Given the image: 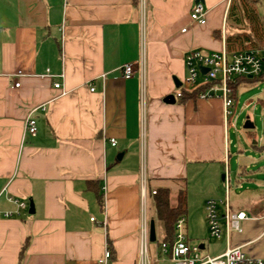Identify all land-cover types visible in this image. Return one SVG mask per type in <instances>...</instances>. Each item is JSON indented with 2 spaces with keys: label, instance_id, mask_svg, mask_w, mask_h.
Segmentation results:
<instances>
[{
  "label": "crops",
  "instance_id": "0c3cea01",
  "mask_svg": "<svg viewBox=\"0 0 264 264\" xmlns=\"http://www.w3.org/2000/svg\"><path fill=\"white\" fill-rule=\"evenodd\" d=\"M231 1L203 0L206 23L199 26L190 21L195 0H0V264H94L106 243L110 264H136L141 227L149 230L151 221L156 241L148 233V255L152 264H170L154 261L162 230L152 193L159 190L168 191L171 208L183 193V233L202 256L242 247L264 259V193L252 190L248 202H238L232 189L243 181L264 189L251 171L258 159L238 146L232 152L227 136L237 89L262 83L238 80L228 120L218 99L175 97L184 56L225 50V38L238 34L227 25ZM257 11L264 17V0ZM126 64L135 70L129 80L120 72ZM47 71L54 77H42ZM258 97L242 109L264 104ZM31 112L34 137L24 133ZM249 146L264 153V144ZM257 174L264 177V168ZM226 197L231 214L249 219L240 233L227 234L221 206L216 240L205 204ZM8 198L26 205L19 217L2 216L15 210Z\"/></svg>",
  "mask_w": 264,
  "mask_h": 264
},
{
  "label": "built area",
  "instance_id": "2783aa9c",
  "mask_svg": "<svg viewBox=\"0 0 264 264\" xmlns=\"http://www.w3.org/2000/svg\"><path fill=\"white\" fill-rule=\"evenodd\" d=\"M207 10L201 3H195L190 13V21L193 24L203 26L206 23ZM185 32V30H182ZM185 67V78L175 93L177 99L182 98L184 93H197L201 100L218 99L222 102L223 114L226 120L234 116L233 107L235 104L234 85L238 80H255L264 84V48L251 49L247 51L228 54L225 50L220 52H188L183 59ZM121 76L124 80H129L134 76L135 70L131 64H126L120 68ZM42 77L50 76L47 71ZM61 81L64 74L57 76ZM102 82L105 75L98 77ZM15 84V87H18ZM53 88L60 91V97L66 96L63 83L56 82ZM89 91L94 92L92 84H88ZM31 112L24 123V133L32 137L36 135V123ZM233 126V125H231ZM110 146H116V141L109 140ZM155 195V192L152 193ZM7 201L14 207V211L3 212L4 218L19 217L20 212L26 210V205L19 200L8 198ZM223 206L225 213V231L229 233H240L241 223L249 217L243 213L231 214L228 210L227 197L224 201L208 200L205 204L206 221L209 236L219 240L223 231L220 225V207ZM93 221V219H91ZM182 218L175 224V238L171 245L158 244V256L155 262L167 259L170 264H264V259L253 258L246 254L242 247L228 248L217 257L202 256L198 246L191 245L186 240L183 233ZM105 224L103 223V227ZM141 247L136 264H152L147 251L148 230L146 224L141 227ZM111 252L109 245H104L102 258L94 264H110Z\"/></svg>",
  "mask_w": 264,
  "mask_h": 264
},
{
  "label": "trees",
  "instance_id": "16d2710c",
  "mask_svg": "<svg viewBox=\"0 0 264 264\" xmlns=\"http://www.w3.org/2000/svg\"><path fill=\"white\" fill-rule=\"evenodd\" d=\"M258 3L259 0L231 1L226 18L227 25L237 30L238 34L225 38V51L228 54L264 48V17L258 14ZM238 84L239 81L234 85V92ZM168 199L167 190L155 192L156 220L162 230L159 243L171 245L175 238V224L185 214V199L183 193L179 194L177 205L174 208L169 206Z\"/></svg>",
  "mask_w": 264,
  "mask_h": 264
},
{
  "label": "rangeland",
  "instance_id": "374dc122",
  "mask_svg": "<svg viewBox=\"0 0 264 264\" xmlns=\"http://www.w3.org/2000/svg\"><path fill=\"white\" fill-rule=\"evenodd\" d=\"M246 80V79H241ZM264 84H258L257 86H253L250 90L247 87L241 86L237 89V98L239 100V105L237 107V112L235 113V117L233 119L234 124H230L228 129V140L230 142V150L235 152L234 146L241 148L245 155H248L253 158H257V162L252 166L251 171L255 172V176L257 179L264 180V177H260L257 172L260 168H264V153L254 152L250 149L249 144L251 142H257L259 146L264 144V104L255 103L253 101L248 108H243L244 103L252 97L260 96L258 98L264 99ZM237 115V117H236ZM246 121H249L253 124L252 130H245L243 128ZM233 125V126H231ZM253 165V163H251ZM236 166L233 162L230 163V172L234 174L236 171ZM232 185H234L235 180L237 179L235 175H232ZM223 185V184H222ZM241 188V189H240ZM232 189L235 190L236 201L243 202L242 200H247L248 202L252 197L249 196L252 190L262 191L264 193V189H256L252 182L243 181L240 182L238 186H234ZM158 222V221H157ZM159 228L161 230V226L158 223ZM160 230L157 232V236L159 235ZM141 247V246H140Z\"/></svg>",
  "mask_w": 264,
  "mask_h": 264
},
{
  "label": "water",
  "instance_id": "95a60500",
  "mask_svg": "<svg viewBox=\"0 0 264 264\" xmlns=\"http://www.w3.org/2000/svg\"><path fill=\"white\" fill-rule=\"evenodd\" d=\"M201 3L203 4V0H195V3ZM174 85L176 88H179L180 87V83L177 81V80H174ZM164 102L169 104V103H173L174 102V97L173 96H168L164 99ZM243 128L245 130H252L253 129V125L249 122H245ZM221 180H224L223 176L221 177ZM28 213L29 214H34V207H33V204L32 202L29 203V210H28ZM148 233H149V242L151 243H154L156 241V238H155V226H154V222L151 221L149 223V230H148Z\"/></svg>",
  "mask_w": 264,
  "mask_h": 264
}]
</instances>
